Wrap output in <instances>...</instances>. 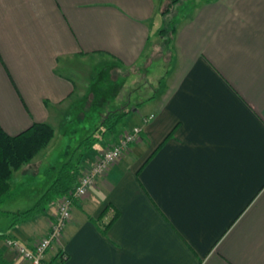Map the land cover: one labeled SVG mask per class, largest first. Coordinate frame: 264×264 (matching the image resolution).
<instances>
[{
  "label": "crops",
  "instance_id": "obj_1",
  "mask_svg": "<svg viewBox=\"0 0 264 264\" xmlns=\"http://www.w3.org/2000/svg\"><path fill=\"white\" fill-rule=\"evenodd\" d=\"M172 1L0 0L9 135L68 122L63 111L85 97L96 64L134 74L115 100L143 75L159 86L118 110L124 126L95 156L126 130L141 138L74 203L48 262L62 251L64 264H264V0H197L193 11ZM178 4L174 26L158 25ZM163 40L169 66L150 69ZM53 215L39 236L17 225L11 238L31 247ZM20 263L0 245V264Z\"/></svg>",
  "mask_w": 264,
  "mask_h": 264
},
{
  "label": "rangeland",
  "instance_id": "obj_2",
  "mask_svg": "<svg viewBox=\"0 0 264 264\" xmlns=\"http://www.w3.org/2000/svg\"><path fill=\"white\" fill-rule=\"evenodd\" d=\"M184 1L188 3L191 10L193 9L192 7H194L195 2H197V0ZM176 6L177 9L175 8V10L170 11L166 19H159L158 25L162 27L171 26L170 19L174 16V14H178L177 12H179L180 15H178L181 17L185 7L182 4H178ZM184 12L186 13V11ZM165 41L166 40H163V42L161 41L160 43V49L163 47V55L158 54L153 56V61L149 65L150 69L163 70L169 66L167 65L169 62L166 61ZM156 43L157 37L153 36L151 46H155ZM125 77L128 79L127 76L120 75L118 73V66L115 64L94 65V73L92 78L88 81V86H86L87 93L85 97L76 100L73 105L66 106L68 108H65L63 111L62 115L65 117L68 116L70 118L69 121H60L59 124L61 126L63 124L61 128L57 127L59 124L55 125V136L51 143L44 150H42L37 157H35L31 164L24 166L20 171L15 173L12 191L8 196L0 201V235L2 234L7 236L0 242L1 245L5 247L6 240L14 235V232L12 231L13 218L8 215L7 212H16L19 210L25 211L37 203V201L52 184L59 167L76 152L79 142L88 134V132H84V129H96L108 112L114 110L117 111L125 105V102H127L128 99L127 96H129L132 100H135L136 97L139 98L140 95L136 96L135 93L137 90L138 93L147 95L150 91H154L159 88L158 84H152V86L150 84L152 88L148 87L149 82H151V78H149L150 80L148 78L146 79L143 75V79L141 78L140 80L141 87L137 84L139 89L137 85H135L136 82H133L134 85H132V89L127 92V95H122L117 98L116 101L114 98L118 87L123 82L129 83L130 79L133 80L135 78L134 74H132V77L128 81ZM106 101H108V103H106ZM103 103L106 104L102 105ZM123 126V123L119 124L117 126V130H121ZM111 139L112 136L110 135L106 139L101 141L97 140L95 142L94 147L88 152L89 154L92 153L89 157L91 158V162L100 156L101 153H99L97 157L95 154L101 151L103 147L111 141ZM88 161L89 160L87 159L85 160L87 163ZM85 166H83V168ZM88 168L89 167L85 169ZM56 209L57 204L51 206L47 213L41 214L31 221L21 224L20 228L26 232L27 235H32L33 237L39 236L42 233L43 226H45L47 218L55 214ZM20 241L22 244L26 245L25 242H23L24 240H22V237Z\"/></svg>",
  "mask_w": 264,
  "mask_h": 264
},
{
  "label": "trees",
  "instance_id": "obj_3",
  "mask_svg": "<svg viewBox=\"0 0 264 264\" xmlns=\"http://www.w3.org/2000/svg\"><path fill=\"white\" fill-rule=\"evenodd\" d=\"M177 1L173 0L172 3ZM172 29L176 30L175 27ZM166 31L168 32L167 28L162 30V32ZM126 115L127 113L124 111H110L96 129L89 130L86 137L79 142L76 152L59 167L52 184L37 203L25 211L7 212L13 218L12 227L27 223L37 216L47 213L49 208L56 205L61 198L70 197L77 188L79 178L85 170L83 162L86 159H91L89 157L92 153L88 152L94 147L97 140L101 141L109 135H116V127ZM54 136L55 130L48 123L36 122L15 136L9 135L0 124V201L12 191L15 173L31 164L35 157L51 143ZM6 237L1 234L0 242ZM64 261V253L59 251L51 262L46 260L43 264H64Z\"/></svg>",
  "mask_w": 264,
  "mask_h": 264
},
{
  "label": "built area",
  "instance_id": "obj_4",
  "mask_svg": "<svg viewBox=\"0 0 264 264\" xmlns=\"http://www.w3.org/2000/svg\"><path fill=\"white\" fill-rule=\"evenodd\" d=\"M141 132L142 129L139 127L126 130L116 143L105 149L98 156L92 166L84 170L73 194L70 197H63L57 202L56 213L49 221V233L46 237L35 241L31 247L13 238L6 240V246L14 250L21 258L20 264H43L47 260L49 250L63 236L65 228L71 219L74 203L87 196L96 187L98 179L104 176L116 162L131 151L132 144L140 140Z\"/></svg>",
  "mask_w": 264,
  "mask_h": 264
}]
</instances>
